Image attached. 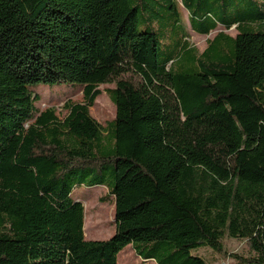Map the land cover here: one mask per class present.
Returning <instances> with one entry per match:
<instances>
[{"label": "trees", "instance_id": "16d2710c", "mask_svg": "<svg viewBox=\"0 0 264 264\" xmlns=\"http://www.w3.org/2000/svg\"><path fill=\"white\" fill-rule=\"evenodd\" d=\"M181 2L198 33L237 35L200 52L177 0H0V264H122L127 245L207 264L193 251L227 255V235L253 252L230 256L264 264V0ZM65 83L84 100L35 116L31 87ZM105 83L103 126L90 109ZM77 185L115 196L110 238L86 239Z\"/></svg>", "mask_w": 264, "mask_h": 264}, {"label": "rangeland", "instance_id": "374dc122", "mask_svg": "<svg viewBox=\"0 0 264 264\" xmlns=\"http://www.w3.org/2000/svg\"><path fill=\"white\" fill-rule=\"evenodd\" d=\"M185 15H189L186 9H184ZM187 24L188 21H187ZM185 31V25H181L180 35ZM232 35H236L237 31L232 28L228 30ZM189 35L190 41L196 45L198 50L201 52L207 46L208 38L213 36V33L203 35L194 30ZM169 41V40H168ZM163 44L165 40H162ZM170 43V41H169ZM164 50L162 56L165 54L174 53V49L161 46ZM174 58H177V51L173 54ZM185 60V61H184ZM182 63H185L187 67L193 66L194 61L189 60V57H185ZM178 63L176 64V66ZM123 78L130 79L134 83H140V78L134 73H126ZM115 87V83H105L99 86L102 91L100 96L95 101V104L91 107V115L103 126H106L109 121L115 119L116 116V106L110 99L106 90ZM31 89L40 95V99L35 102V106L38 109L37 116L40 112L46 110L47 108H55L56 115L60 119H64L68 114V110L64 108V104L67 101L71 102H82L84 100V86L78 84H59L50 86L47 84H39L37 86H32ZM35 119L32 118L30 122ZM77 188L72 195L75 199L81 198V202L85 207V224L84 231L85 237L88 240L97 239L104 240L108 239L115 233V220H114V207H115V196L112 195L108 188L103 185H77ZM74 190V189H73ZM225 250L228 252L227 255L218 253L210 247H201L194 250V254L202 256L207 264H242L238 262L234 257L230 256V253H235L240 256L249 257L253 254L247 239L234 238L230 236H225L223 239ZM124 252V253H122ZM122 253V254H121ZM134 251L131 245H127L123 250L120 251L118 256H122V264L125 256H132ZM145 260V259H143ZM136 264H151L145 263L142 260L135 259Z\"/></svg>", "mask_w": 264, "mask_h": 264}, {"label": "crops", "instance_id": "0c3cea01", "mask_svg": "<svg viewBox=\"0 0 264 264\" xmlns=\"http://www.w3.org/2000/svg\"><path fill=\"white\" fill-rule=\"evenodd\" d=\"M178 1V3H179V9L181 10V12H182V14H183V18H184V20H185V22L187 23V21H188V23L189 24H187V26H188V30H189V33H193V34H196V33H194V30H193V28L191 27V25H190V21H189V16L186 14L185 15V13H184V6H183V4H182V2H181V0H177ZM232 29V28H231ZM235 29V28H234ZM236 30V29H235ZM220 31H225V32H227V33H229L228 32V30L225 28V26H223V25H218V27L215 29V30H213L212 31V33H213V36L212 37H210V38H208V39H212L218 32H220ZM230 34V33H229ZM196 35H199V34H196ZM203 35H205V34H203ZM230 35H232V34H230ZM237 35V34H236ZM236 35H232V36H236ZM207 47V46H206ZM205 47V48H206ZM204 48V49H205ZM77 200V199H76ZM85 232V231H84ZM131 248H132V250L134 251V253H133V255H135V259H138V260H142L143 262H145V263H151V264H157V262L154 260V259H147V260H143V258L142 257H140L136 252H135V250H134V248L132 247V245H131ZM122 253H124V252H122ZM121 253V254H122ZM119 255V254H118ZM120 256H118V258H119Z\"/></svg>", "mask_w": 264, "mask_h": 264}, {"label": "water", "instance_id": "95a60500", "mask_svg": "<svg viewBox=\"0 0 264 264\" xmlns=\"http://www.w3.org/2000/svg\"><path fill=\"white\" fill-rule=\"evenodd\" d=\"M85 221V220H84Z\"/></svg>", "mask_w": 264, "mask_h": 264}]
</instances>
